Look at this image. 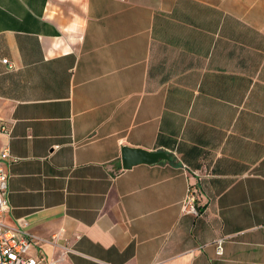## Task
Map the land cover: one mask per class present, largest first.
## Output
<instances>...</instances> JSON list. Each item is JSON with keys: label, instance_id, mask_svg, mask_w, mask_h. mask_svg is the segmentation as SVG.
<instances>
[{"label": "crops", "instance_id": "1", "mask_svg": "<svg viewBox=\"0 0 264 264\" xmlns=\"http://www.w3.org/2000/svg\"><path fill=\"white\" fill-rule=\"evenodd\" d=\"M0 119L29 254L264 264V0H0Z\"/></svg>", "mask_w": 264, "mask_h": 264}, {"label": "built area", "instance_id": "2", "mask_svg": "<svg viewBox=\"0 0 264 264\" xmlns=\"http://www.w3.org/2000/svg\"><path fill=\"white\" fill-rule=\"evenodd\" d=\"M1 61L8 63L6 57H1ZM9 64V63H8ZM11 121L0 119V131L9 134ZM0 157L7 159L8 146L4 145L0 150ZM191 175H200L198 169H190ZM7 177L8 172L5 167L0 165V264H57L55 260L44 256H35L28 253L31 244L36 243L37 239L27 233L23 228L5 223L2 220L4 212L8 209L7 201ZM182 213L198 214L196 205V187L193 182H187L183 197L180 202ZM221 237L215 239V252H222ZM155 264V262L150 263Z\"/></svg>", "mask_w": 264, "mask_h": 264}, {"label": "water", "instance_id": "3", "mask_svg": "<svg viewBox=\"0 0 264 264\" xmlns=\"http://www.w3.org/2000/svg\"><path fill=\"white\" fill-rule=\"evenodd\" d=\"M168 154L162 149H145L138 146L122 145L120 162L122 167H129L137 162L152 163L159 159H168Z\"/></svg>", "mask_w": 264, "mask_h": 264}]
</instances>
